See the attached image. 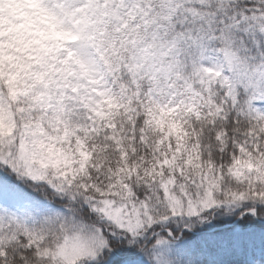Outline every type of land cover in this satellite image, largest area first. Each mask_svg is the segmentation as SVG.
I'll list each match as a JSON object with an SVG mask.
<instances>
[{
	"label": "snow or ice",
	"instance_id": "6c2138e0",
	"mask_svg": "<svg viewBox=\"0 0 264 264\" xmlns=\"http://www.w3.org/2000/svg\"><path fill=\"white\" fill-rule=\"evenodd\" d=\"M0 264H264V0H0Z\"/></svg>",
	"mask_w": 264,
	"mask_h": 264
}]
</instances>
